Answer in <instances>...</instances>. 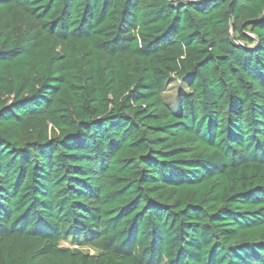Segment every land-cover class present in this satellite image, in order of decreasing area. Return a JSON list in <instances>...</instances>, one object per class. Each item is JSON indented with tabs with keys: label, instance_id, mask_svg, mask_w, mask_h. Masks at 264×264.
<instances>
[{
	"label": "trees",
	"instance_id": "16d2710c",
	"mask_svg": "<svg viewBox=\"0 0 264 264\" xmlns=\"http://www.w3.org/2000/svg\"><path fill=\"white\" fill-rule=\"evenodd\" d=\"M0 264H264V0H0Z\"/></svg>",
	"mask_w": 264,
	"mask_h": 264
},
{
	"label": "rangeland",
	"instance_id": "374dc122",
	"mask_svg": "<svg viewBox=\"0 0 264 264\" xmlns=\"http://www.w3.org/2000/svg\"><path fill=\"white\" fill-rule=\"evenodd\" d=\"M180 84L178 82H173L171 85L166 89L164 92V100L167 104H169L172 108L176 110V101H175V96L177 93L178 88ZM64 246H69V243H63Z\"/></svg>",
	"mask_w": 264,
	"mask_h": 264
}]
</instances>
